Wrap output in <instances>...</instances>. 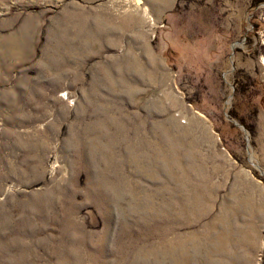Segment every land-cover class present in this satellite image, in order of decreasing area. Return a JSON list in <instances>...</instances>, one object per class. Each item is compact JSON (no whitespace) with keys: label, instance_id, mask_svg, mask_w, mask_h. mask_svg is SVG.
I'll return each instance as SVG.
<instances>
[{"label":"rangeland","instance_id":"rangeland-1","mask_svg":"<svg viewBox=\"0 0 264 264\" xmlns=\"http://www.w3.org/2000/svg\"><path fill=\"white\" fill-rule=\"evenodd\" d=\"M0 264H264V0H0Z\"/></svg>","mask_w":264,"mask_h":264}]
</instances>
